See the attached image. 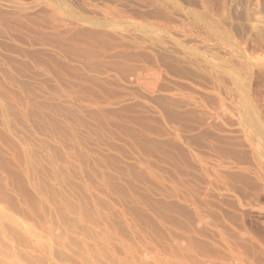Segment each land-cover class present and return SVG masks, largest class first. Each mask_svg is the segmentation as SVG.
<instances>
[{"label":"rangeland","instance_id":"1","mask_svg":"<svg viewBox=\"0 0 264 264\" xmlns=\"http://www.w3.org/2000/svg\"><path fill=\"white\" fill-rule=\"evenodd\" d=\"M168 57L169 60L165 59ZM41 64L45 65L44 68ZM263 67L264 0H0V243H3L0 244V253H3L0 254V264H37L39 261L41 264H264ZM256 68L259 70L255 71ZM219 99L224 100V110ZM92 102L99 106L92 105ZM190 102L192 105L187 104ZM175 103L179 104L174 106ZM97 108L109 109V115L111 110H118L122 116L126 112L124 116L131 119L128 120L130 123L124 120L121 125L137 130H132L137 133L135 137L132 133L123 132L122 135L118 131L119 136L112 129H102L106 127L100 121L107 118L98 120L97 124V115L89 117ZM219 110L223 116L219 115ZM168 113L171 116H165ZM134 118L138 119L137 122L132 121ZM228 136L243 143L246 138L247 146L235 150L239 155L251 157L246 158L247 162L244 160L245 165L241 166L250 165L253 170V175H247L253 183L241 184L236 179L234 185L233 181H227L234 188L238 186V191L234 189L232 192L225 188L226 178L217 177V165H226L230 161L224 149L232 147L219 142L231 140ZM156 142L162 144L163 150L151 148V145L157 146ZM136 143L140 144L137 146ZM220 149L224 152L220 151L222 154L218 155ZM162 151L173 154L162 155ZM224 154L226 156H222ZM173 157L177 158L175 162H172ZM229 172L240 173L234 168ZM144 180L150 186L153 182L157 191ZM153 193L157 196L154 197ZM138 195H142V199L148 195L157 204L149 203V209L143 210L138 203L132 202V197L140 198ZM159 203L171 205L164 208ZM217 206H221L222 211ZM136 208L142 209L141 218L146 224ZM185 210L194 218H188ZM117 229L123 234L116 232ZM191 238L195 241L192 242ZM113 247L117 248L116 251ZM116 252H121V256ZM32 257V261L27 260Z\"/></svg>","mask_w":264,"mask_h":264},{"label":"bare ground","instance_id":"2","mask_svg":"<svg viewBox=\"0 0 264 264\" xmlns=\"http://www.w3.org/2000/svg\"><path fill=\"white\" fill-rule=\"evenodd\" d=\"M163 16H164V15H163ZM21 17H22V16H21ZM23 17H24V16H23ZM114 18H115V17H114ZM30 20H31V19H30ZM92 20H93V19H92ZM114 20H115V19H114ZM32 21H33V20H32ZM32 21H30V22H32ZM17 22H18V21H17ZM43 22H44V21H43ZM50 23H51V22H50ZM24 24H25V23H24ZM23 26H24V25H23ZM58 26H59V25H58ZM60 26H61V25H60ZM40 27H41V26H40ZM42 27H43V26H42ZM176 29H178V28H176ZM179 29H180V28H179ZM182 29H183V28H182ZM180 30H181V29H180ZM77 31H78V30H77ZM79 31H80V30H79ZM89 31H90V30H89ZM144 31H145V30H144ZM97 32H98V31H97ZM99 32H100V31H99ZM149 32H150V31H149ZM181 32H182V31H181ZM184 32H185V31H184ZM86 33H87V32H86ZM101 33H102V32H101ZM87 34H88V33H87ZM92 34H93V33H92ZM92 34H91V35H92ZM50 35H51V34H50ZM57 35L59 36V33H58ZM57 35H56V36H57ZM93 35H94V34H93ZM71 36H72V35H71ZM71 36H69V37L71 38ZM76 36H77V34H76ZM76 36H75V37H76ZM79 36H80V35H79ZM96 36H97V35H96ZM61 37H63V36H61ZM73 37H74V35H73ZM73 37H72V39H73ZM77 37H78V36H77ZM98 38H99V37H98ZM133 38H134V37H133ZM67 39H68V37H67ZM76 39H77V38H76ZM76 42H77V40H76ZM93 42H94V40H93ZM101 42H102V41H101ZM181 43H182V42H181ZM203 44H204V43H203ZM57 45H58V44H57ZM198 45H199V44H198ZM203 46H206V45H203ZM53 47H54V46H53ZM56 47H57V46H56ZM67 47H68V46H67ZM128 47H129V46H128ZM155 47H156V46H155ZM163 47H164V46H163ZM208 47H209V46H208ZM208 47H207V48H208ZM115 48H116V47H115ZM126 48H127V47H126ZM146 48H147V47H146ZM146 48H145V49H146ZM159 48H160V47H159ZM199 48H200V47H199ZM61 49H62V48H61ZM127 49H128V48H127ZM160 49H161V48H160ZM57 50H58V49H57ZM132 50H133V49H132ZM149 50H151V49H149ZM152 50H154V49H152ZM161 50H162V49H161ZM63 51H64V50H63ZM65 51H66V50H65ZM177 51H178V50H177ZM177 51H176V52H177ZM208 51H209V50H208ZM60 52H61V51H60ZM155 52H156V50H155ZM158 52H159V50H158ZM178 52H179V51H178ZM196 52H197V51H196ZM206 53H207V52H206ZM25 54H26V53H25ZM37 54H38V52H37ZM44 54H45V53H44ZM135 54H136V53H135ZM135 54H134V55H135ZM156 54H157V52H156ZM158 54L160 55V53H158ZM175 54H176V53H175ZM21 55H22V54H21ZM28 55H30V54H28ZM40 55H41V53H40ZM122 55H123V57L126 56V55H124L123 53H122ZM127 55H130V54H127ZM137 55H138V54H137ZM137 55H136V56H137ZM176 55H180V54H176ZM31 56H32V55H31ZM34 56H35V55H34ZM43 56H44V55H43ZM47 56H48V55H47ZM111 56H112V55H111ZM131 56H132V55H131ZM143 56H145V55H143ZM181 56H182V55H181ZM229 56H230V55H229ZM126 57H127V56H126ZM158 57H159V56H158ZM161 57H162V55H161ZM28 58H30V57L28 56ZM111 58H112V57H111ZM128 58H130V57L128 56ZM136 58H137V57H136ZM140 58H142V57L140 56ZM144 58H145V57H144ZM151 58H152V57H151ZM169 58H170V57L165 58V59H168V60H169ZM171 58H172V57H171ZM194 58H195V57H194ZM48 59H49V58H48ZM126 59H127V58H126ZM177 59H178V58H177ZM177 59H176V60H177ZM198 59H199V58H198ZM215 59H216V58H215ZM230 59H231V58H230ZM236 59H237V58H236ZM32 60H33V59H32ZM37 60H38V59H37ZM135 60H136V59H135ZM142 60H144V59H142ZM149 60H150V59H149ZM151 60H152V59H151ZM159 60H160V59H159ZM176 60H173V61H176ZM178 60H179V59H178ZM184 60H186V59H184ZM199 60H200V59H199ZM126 61H127V60H126ZM137 61H138V59H137ZM147 61H148V60H147ZM161 61H162V60H161ZM163 61H164V60H163ZM170 61H171V60H170ZM173 61H172V63H173ZM179 61H180V60H179ZM35 62H36V61H35ZM43 62H44V61H43ZM43 62H40V63H43ZM51 62H52V61H51ZM56 62H58V61H56ZM134 62H135V61H134ZM159 62H160V61H159ZM177 62H178V61H177ZM181 62H182V61H181ZM239 62H241V61H239ZM44 63H45V62H44ZM44 63H43V64H44ZM110 63H111V62H110ZM151 63H152V62H151ZM161 63H162V62H161ZM168 63H169V62H167V64H168ZM227 63H228V62H227ZM43 64H41V65H42V68H44L43 66H45V65H43ZM46 64H47L46 66H48V63H47V62H46ZM158 64H159V63H158ZM38 65H39V64H38ZM116 65H117V64H116ZM121 65H122V64H121ZM159 65H161V64H159ZM162 65H163V64H162ZM39 66H40V65H39ZM167 66H168V65H167ZM231 66H232V65H231ZM106 67H107V66H106ZM111 67H112V66H111ZM155 67H156V66H155ZM134 68H135V67H134ZM138 68H139V67H138ZM151 68H152V67H151ZM165 68H166V67H165ZM168 68H169V67H168ZM170 68H171V67H170ZM170 68H169V70H170ZM184 68H185V67H184ZM201 68H202V67H201ZM253 68H254V67H253ZM263 68H264V67H263ZM47 69H48V68H47ZM108 69H110V68H108ZM132 69H133V67H132ZM166 69H167V68H166ZM178 69H179V68H178ZM180 69H181V68H180ZM180 69H179V70H180ZM182 69H183V68H182ZM196 69H197V68H196ZM207 69H208V68H207ZM48 70H49V69H48ZM72 70H73V69H72ZM134 70H135V69H134ZM134 70H133V71H134ZM188 70H189V69H188ZM257 70H259V69L256 68L255 71H257ZM50 71H51V70H50ZM64 71H65V70H64ZM135 71H136V70H135ZM135 71H134V73H132L133 75L135 74ZM173 71H174V70H173ZM185 71H187L186 68H185ZM185 71H184V72H185ZM255 71H254V72H255ZM65 72H66V71H65ZM94 72H95V71H94ZM96 72H97V71H96ZM166 72H167V71H166ZM258 72H259V71H258ZM124 73H125V72H124ZM129 73H131V72H129ZM143 73H144V72H143ZM173 73H174V72H173ZM181 73H182V72H181ZM213 73H214V72H213ZM259 73H260V72H259ZM120 74H122V72H121ZM140 74L142 75V73H140ZM148 74H149V73H147V75H148ZM214 74H215V73H214ZM254 74H255V73H254ZM254 74H253V75H254ZM53 75H54V74H53ZM137 75H138V74H137ZM173 75H174V74H173ZM176 75H177V74H176ZM178 75H180V74H178ZM260 75H262V73H260ZM70 76H71V75H70ZM120 76H121V75H120ZM134 76H135V75H134ZM139 76H140V75H139ZM157 76H159V74H158ZM157 76H154V77L157 78ZM190 76H193V73H192ZM198 76L200 77V75H198ZM208 76H209V75H208ZM262 76H263V75H262ZM54 77H56V76H54ZM180 77H182V75H181ZM196 77H197V76H196ZM234 77H235V76H234ZM258 77H259V76H258ZM57 78H58V77H57ZM81 78H82V77H81ZM131 78H132V77H131ZM177 78H178V77H177ZM185 78H186V77H185ZM220 78H221V77H220ZM84 79H85V78H84ZM86 79H87V78H86ZM107 79H108V78H107ZM111 79H113V77H112ZM111 79H110V80H111ZM121 79H122V78H121ZM183 79H184V78H183ZM183 79H182V80H183ZM224 79H225V78H224ZM255 79H257V77H254V80H255ZM258 79H259V78H258ZM57 80H58V79H57ZM61 80H62V79H61ZM73 80H74V79H73ZM90 80H91V79H90ZM122 80H123V79H122ZM184 80L186 81V79H184ZM203 80H204V79H203ZM206 80H207V79H206ZM260 80H261V78H260ZM224 81H225V84L229 85L228 82H226V80H224ZM231 81H232V80H231ZM257 81H258V80H257ZM262 81H263V80H261V82H262ZM66 82H67V81H66ZM81 82H82V81H81ZM106 82H107V81H106ZM252 82H253V81H252ZM259 82H260V81H259ZM85 83H86V82H85ZM137 83H139V82H137ZM140 83H142V82H140ZM140 83H139V84H140ZM143 83H144V82H143ZM150 83H151V82H150ZM170 83H172V81H171ZM176 83H177V82H176ZM198 83H199V82H197V84H198ZM263 83H264V82H263ZM23 84H24V83H23ZM106 84H107V83H106ZM110 84H111V82H110ZM146 84H147V83H146ZM148 84H149V83H148ZM177 84H178V83H177ZM177 84H176V86H177ZM180 84H181V83H180ZM261 84H262V83H261ZM96 85H97V84H96ZM107 85H108V84H107ZM115 85H116V83H115ZM141 85H143V84H141ZM141 85H140V86H141ZM151 85H152V83H151ZM151 85L149 84V86H151ZM161 85H162V84H161ZM163 85H164V84H163ZM215 85H216V84H215ZM254 85H255V84H254ZM258 85H259V84H258ZM28 86H29V85H28ZM72 86H73V85H72ZM74 86H75V85H74ZM108 86H111V85H108ZM147 86H148V85H146V87H147ZM159 86H160V85H159ZM173 86H175V85H173ZM181 86H182V85H181ZM230 86H231V85H230ZM261 86H262V85H261ZM177 87H178V86H177ZM214 87H215V86H214ZM226 87H227V86H226ZM234 87H235V85H234ZM240 87H241V86H240ZM254 87H255V86H254ZM257 87H258V86H257ZM22 88H23V87H22ZM66 88H67V87H66ZM74 88H75V87H74ZM80 88H81V87H80ZM148 88L150 89V87H148ZM148 88H147V89H148ZM178 88H179V87H178ZM217 88H218V87H217ZM232 88H233V87H232ZM258 88H259V87H258ZM263 88H264V87H263ZM99 89H100V88H99ZM125 89H126V88H125ZM149 89H148V90H149ZM157 89H158V88H157ZM165 89H166V88H165ZM169 89H170V88H169ZM221 89H222V88H221ZM251 89H253V88H251ZM259 89H261V87H260ZM82 90H83V89H82ZM102 90H103V89H102ZM129 90H130V89H129ZM158 90H159V89H158ZM167 90H168V89H167ZM171 90H172V89H171ZM185 90H186V89H185ZM253 90H255V89H253ZM263 90H264V89H263ZM131 91H132V90H131ZM159 91H160V90H159ZM192 91H193V90H191L190 92H192ZM223 91H224V90H223ZM231 91H232L233 96H235V95H234V91H233V90H231ZM25 92H26V91H25ZM147 92H148V91H147ZM156 92H157V91H156ZM163 92H164V91H163ZM193 92H194V91H193ZM257 92H258V91H257ZM255 93H256V92H255ZM261 93H262V92H261ZM119 94H120V93H119ZM141 94H142V93H141ZM194 94H195V93H194ZM227 94H228V93H227ZM227 94H226V95H227ZM257 94H258V93H257ZM120 95H121V94H120ZM124 95H125V94H124ZM135 95H137V94H135ZM223 95H224V94H223ZM229 95H230V94H229ZM254 95H255V94H254ZM261 95H262V94H261ZM24 96H25V94H24ZM142 96H143V95H142ZM174 96H175V95H174ZM136 97H138V96H136ZM143 97H144V96H143ZM160 97H161V96H160ZM222 97H223V96H222ZM227 97H228V95H227ZM247 97H248V96H247ZM258 97H259V96H258ZM26 98H27V97H26ZM117 98H118V97H117ZM140 98H141V97H140ZM165 98H167V97H165ZM231 98H232V97H231ZM231 98H230V99H231ZM248 98H249V97H248ZM253 98H254V97H253ZM260 98H261V96H260ZM79 99H80V98H79ZM155 99H157V98H155ZM188 99H189V98H188ZM234 99H235V98H234ZM234 99H233V100H234ZM257 99H258V98H257ZM257 99H256V101H257ZM147 100H148V99H147ZM172 100H173V99H172ZM177 100H178V99H177ZM252 100H255V99H252ZM30 101H31V100H30ZM32 101H33V100H32ZM48 101H50V99H49ZM75 101H76V100H75ZM99 101H100V100H99ZM99 101H98V102H99ZM150 101H152V100H150ZM154 101H155V100H154ZM157 101H158V100H157ZM167 101H168V99H167ZM167 101H166V102H167ZM180 101H181V100H180ZM180 101H179V102H180ZM234 101H236V100H234ZM256 101H255V102H256ZM53 102H54V101H53ZM90 102H91V101H90ZM105 102H106V101H105ZM166 102H165V104H166ZM170 102H171V101H170ZM184 102H186V101H184ZM205 102H206V101H205ZM211 102H213V101H211ZM219 102H220V107L222 108V107L224 106V104H223V103H224V100H223V99H221V100L219 99ZM229 102H230V101H229ZM237 102H239V101H237ZM237 102H235V103H237ZM249 102H251V101H249ZM253 102H254V101H253ZM29 103H30V102H29ZM67 103H68V102H67ZM152 103H153V102H152ZM158 103H160V102H158ZM163 103H164V102H163ZM182 103H183V102H182ZM214 103H215V102H214ZM31 104H32V103H31ZM38 104H39V103H38ZM91 104H92V105H97V104L94 103V102H92ZM133 104H134V103H133ZM155 104H156V103H155ZM168 104H169V103H168ZM171 104H173V102H172ZM178 104H179V103H177V104L175 103L174 106H175V105H178ZM187 104H191V102H190V103H187ZM228 104H229V103H228ZM249 104H250V103H249ZM253 104H254V103H253ZM253 104H252V105H253ZM100 105H101V103H100ZM113 105H114V104H113ZM184 105H185V104H184ZM191 105H192V104H191ZM191 105H190V106H191ZM197 105H198V104H197ZM197 105H196V103H195V106H196V107H197ZM201 105H202V104H201ZM207 105H208V104H207ZM260 105H263V104L260 103ZM34 106H35V105H34ZM38 106H40V105H38ZM45 106H47V103L45 104ZM50 106H51V105H50ZM58 106H59V105H58ZM74 106H75V105H74ZM97 106H99V104H98ZM107 106H108V105H107ZM115 106H116V105H115ZM135 106H136V105H135ZM157 106H158V105H157ZM159 106H160V105H159ZM162 106H163V105H162ZM169 106H170V104H169ZM171 106H172V105H171ZM199 106H200V105H199ZM217 106H219V105L217 104ZM239 106H240V105H239ZM263 106H264V105H263ZM43 107H44V104H43ZM77 107H78V105H77ZM164 107H165V106H164ZM179 107H180V105H179ZM200 107H201V106H200ZM226 107H227V106H226ZM228 107H229V106H228ZM259 107H260V106H259ZM47 108H48V107H47ZM54 108H55V107H53V109H54ZM124 108H125V107H124ZM128 108H129V107H128ZM135 108H136V107H135ZM137 108H139V107H137ZM172 108H173V107H172ZM201 108H202V107H201ZM213 108H214V107H213ZM242 108H244V107H242ZM251 108H254V107L251 106ZM28 109H29V108H28ZM59 109H60V107H59ZM80 109H81V108H80ZM143 109H144V108H143ZM160 109H162V108H160ZM179 109H180V108H179ZM204 109H205V108H204ZM210 109H211V108H210ZM224 109H225V108L223 107V110H224ZM231 109H232V108H231ZM244 109H245V108H244ZM55 110H56V109H55ZM73 110H74V109H73ZM104 110H106V109H104ZM104 110L102 111L101 108H97L96 111H93V113H92V114H94V115H90V116L88 115V114H89L88 110H87L88 113L86 112V110H85V112H86V114H87L90 118H91V116L95 117V115H97V117L99 118V119L97 118V122H96L97 124H98V120L100 121V119L107 118L108 120L105 119V120H103V121H100L101 123L99 122L100 124H102V125H104V126L106 127V128H102V126H100L102 129H104V130H105V129H112L113 131H116L115 134H116V135H119V136H120V133H121V132H122V135H123V132H125L126 134L128 133L129 135H132V134H133L134 137H135V135L137 134V133L135 134V133L133 132V131H135V129L133 130V128H132V130H133V131H132L131 128H130V129H127V128H129V127L126 128L125 126L122 127V125H121V122H124V120H125L126 122H127L128 120H131L128 116H124V115L126 114V112H125V114L122 116V114H120L121 112H119L118 110H117V112H116V110H115V112H114L113 110H111L112 114H111V112H110V115H109V113H108V112H109V109L106 110L108 114L105 113ZM120 110L122 111V113H124V112H123V109L120 108ZM129 110H130V109H129ZM138 110H139V109H138ZM167 110H168V108H167ZM214 110H215V109H214ZM234 110H235V109H234ZM234 110H233V112H234ZM251 110H252V109H251ZM262 110H263V108H262ZM33 111H34V110H33ZM33 111H32V112H33ZM56 111H57V110H56ZM56 111H55V113H56ZM68 111H69V110H68ZM71 111H72V110H71ZM81 111H82V110H81ZM124 111H125V110H124ZM168 111H169V110H168ZM168 111H167V112H168ZM170 111H171V110H170ZM216 111H217V110H216ZM246 111H247V110H246ZM248 111H250V110H248ZM52 112H53V111H52ZM64 112H66V111H64ZM85 112L83 111V113H85ZM94 112H95V113H94ZM118 112H119V113H118ZM130 112H131V111H130ZM138 112H139V111H138ZM161 112H162V110H161ZM163 112H166V111L163 110ZM171 112H172V111H171ZM185 112H186V111H185ZM190 112H191V111H190ZM197 112H198V111H197ZM219 112H221L219 115H221V114L223 113V112L220 111V110H219ZM230 112H231V111H230ZM235 112H236V111H235ZM244 112H245V111H244ZM90 113H91V112H90ZM128 113H129V112H128ZM134 113H135V112H134ZM134 113H133V114H134ZM174 113H176V112H174ZM250 113H252V112H250ZM253 113H254V112H253ZM68 114H69V113H68ZM71 114H73V113H71ZM178 114H180V113H178ZM196 114H197V113H196ZM235 114H236V113H235ZM74 115H75V114H74ZM76 115H77V114H76ZM84 115H85V114H84ZM87 115H86V116H87ZM168 115H170V114L168 113V114L165 115V116H168ZM176 115H177V113H176ZM188 115H189V113H188ZM188 115H187V116H188ZM209 115H210V114H209ZM43 116H44V114H43ZM43 116H42V117H43ZM61 116H62V114H61ZM105 116H106V117H105ZM170 116H171V115H170ZM172 116L174 117V114H173ZM179 116L182 117L181 114H180ZM221 116H223V114H222ZM224 116H225V114H224ZM236 116H237V114H236ZM256 116H257V115H256ZM261 116H262V115H261ZM39 117H40V116H39ZM93 117H92V118H93ZM137 117L140 119L139 116H137ZM180 117H179V118H180ZM204 117H205V116H204ZM37 118H38V117H37ZM64 118H67V117H64ZM71 118H72V117H71ZM73 118H74V117H73ZM90 118H89V119H90ZM175 118H177V116H176ZM190 118H191V117H190ZM195 118H197V117H195ZM199 118H200V117H199ZM225 118H226V116H225ZM228 118H229V117H228ZM237 118H238V117H237ZM93 119H94V118H93ZM136 119H137V118H134L132 121L137 122ZM141 119H142V118H141ZM145 119H146V118H145ZM186 119H187V118H186ZM191 119H192V118H191ZM201 119H202V118H201ZM226 119H227V118H226ZM254 119H255V118H254ZM90 120H91V119H90ZM137 120H138V119H137ZM181 120H182V119H181ZM195 120H196V119H195ZM199 120H200V119H199ZM255 120H256V119H255ZM257 120H258V119H257ZM38 121H39V120H38ZM141 121H142V120H141ZM178 121H180V120H178ZM178 121H177V122H178ZM183 121H184V120H183ZM188 121H189V120H188ZM191 121H192V120H191ZM191 121H190V122H191ZM197 121H198V120H197ZM207 121H208V120H207ZM226 121H227V120H226ZM94 122H95V121H94ZM202 122H203V121H202ZM202 122H201V123H202ZM50 123H51V122H50ZM128 123H130V122L128 121ZM131 123H132V122H131ZM141 123H142V122H141ZM141 123H140V124H141ZM179 123H180V122H179ZM227 123H228V121H227ZM227 123H226V124H227ZM256 123H257V122H256ZM260 123H261V122H260ZM260 123H258V124H260ZM51 124H52V123H51ZM135 124H136V123H135ZM205 124H207V123H205ZM208 124H209V121H208ZM232 124H233V123H232ZM263 124H264V123H263ZM49 125H50V124H49ZM137 125H138V124H137ZM143 125H144V123H143ZM148 125H149V124H148ZM202 125H203V124H202ZM230 125H231V124H230ZM82 126H83V125H82ZM87 126H88V124H87ZM90 126H91V125H90ZM141 126H142V125H141ZM145 126H146V125H145ZM200 126H201V125H200ZM234 126H235V125H234ZM257 126H258V125H257ZM56 127H57V126H56ZM93 127H94V126H93ZM124 127H125V128H124ZM146 127H147V126H146ZM146 127H145V128H146ZM174 127H175V126H174ZM176 127H177V125H176ZM180 127H181V126H180ZM40 128H41V127H40ZM143 128H144V127H143ZM147 128H148V127H147ZM147 128H146V130L148 131ZM35 129H36V128H35ZM180 129H181V128H180ZM217 129H218V127H217ZM242 129H243V128H242ZM42 130H43V128H42ZM60 130H61V129H60ZM130 130H131V131H130ZM149 130H150V128H149ZM151 130H153V128H152ZM157 130H158V129H157ZM174 130H175V129H174ZM224 130H225V129H224ZM233 130H234V129H233ZM64 131H65V130H64ZM64 131H63V132H64ZM72 131H75V130H72ZM118 131H120V133H119ZM136 131H137V130H136ZM136 131H135V132H136ZM176 131H177V130H176ZM230 131H231V130H230ZM234 131H235V130H234ZM234 131L232 132L233 134H234ZM56 132H57V131H56ZM60 132H61V131H60ZM138 132H139V131H138ZM154 132H155V130H154ZM218 132H219V131H218ZM223 132H224V131H223ZM74 133H75V132H74ZM125 133H124V134H125ZM131 133H132V134H131ZM148 133H149V132H148ZM150 133H151V131H150ZM221 133H222V132H221ZM226 133H228V132L226 131ZM229 133H231V132H229ZM229 133H228V134H229ZM128 134H127V135H128ZM151 134H152V133H151ZM243 134H244V133H243ZM65 135H66V134H65ZM68 135H69V134H68ZM127 135H126V136H127ZM138 135H139V134H138ZM142 135H143V134H142ZM220 135H221V134H220ZM62 136H63V135H62ZM66 137H67V136H66ZM128 137H130V136H128ZM138 137H139V136H138ZM138 137H137V138H138ZM224 137H225V136H224ZM224 137H223V138H224ZM233 137H234V136H233ZM233 137H232V138H233ZM2 138H3V137H2ZM64 138H65V137H64ZM64 138H63V139H64ZM71 138H72V137H71ZM84 138H85V137H84ZM130 138H133V137L131 136ZM130 138H129V139H130ZM146 138H147V137H146ZM228 138H230V137L228 136ZM232 138H230L231 140H228V139L224 140V139H225V138H224V139H223L224 141L221 142L220 139H222V137H221V138L219 137V140H220V141L218 140L221 144L224 143V144H223L224 146L227 145V144H230V146L232 147V148H230L228 145H227V146L229 147V149H224V148L222 147L224 150H227V152H225V153H226V155L229 157L230 161H228L226 165H223L224 163H222V164H218V165H217V168H219V169L217 170V172H218V173H217V177H218V178L220 177V178H222V179H225V178H226V183H225L226 185H225V188H226V190L229 191V192L234 191V189H236V188L238 187V186H237L236 188H234V187H235V186H233V184H234V182H235L234 180L237 179V181H241V184H243L242 182H244V184H245V183H247V181H250V180H249L250 178H248L247 175H249L250 173L253 175V172H252L253 170L249 167V166H250L249 163H248L249 166H241V165H243V164L245 165L244 160L246 161V160H247L246 158L249 159V158H251V157H247V156H246L247 154H246V155H239V152L235 150L236 148L238 149L240 146L242 147V145H246V146H247L248 142L245 140L246 138L244 139L245 143H243V142H241V141H239V140H236V139H234V138H233V140H232ZM240 138H241V137H239V139H240ZM256 138H257V137H256ZM6 139H7V138H6ZM6 139H5V140H6ZM88 139H89V138H88ZM96 139H97V138H96ZM134 139H136V138H134ZM134 139H133V140H134ZM147 139H148V138H147ZM147 139H146V141H147ZM242 139H243V138H242ZM1 140H2V139H1ZM5 140H4V141H5ZM71 140H72V139H71ZM71 140H70V141H71ZM85 140H86V139H85ZM131 140H132V139H131ZM133 140H132V141H133ZM139 140H141V139L139 138ZM148 140H149V139H148ZM253 140H254V139H253ZM6 141H7V140H6ZM92 141H93V140H92ZM254 141H255V140H254ZM71 142H72V141H71ZM102 142H103V141H102ZM219 142H218V143H219ZM149 143H150V142H149ZM151 143H153V141H152ZM157 143H158V142H156V145H157V146H153V145H151V148H153V149H154V148H156V149L159 148V149L163 150V148L161 147L162 144L159 145V144H157ZM218 143H217V144H218ZM226 143H227V144H226ZM254 143H255V142H254ZM103 144H104V143H103ZM133 144H134V143H133ZM136 144H137V143H136ZM138 144H140V143H138ZM138 144H137V146H138ZM147 144H148V143H147ZM154 145H155V144H154ZM256 145H257V144H256ZM8 146H9V145H8ZM248 146H249V145H248ZM257 146H258V145H257ZM10 147H11V145H10ZM94 147H95V146H94ZM243 147H244V146H243ZM7 148H8V147H7ZM15 148H16V147H15ZM69 148H70V147H69ZM137 148H138V147H137ZM145 148H146V147H145ZM151 148H150V150H151ZM172 148L175 149L174 147H172ZM255 148H256V147H255ZM257 148H258V147H257ZM87 149H88V148H87ZM142 149H143V148H142ZM153 149H152V150H153ZM176 149H177V148H176ZM217 149H218V148H217ZM148 150H149V149H148ZM152 150H151V151H152ZM221 150H222V149H220V150L217 151V154L220 153V154H218V155H221V154L224 152V151L222 152ZM248 150H249V149H248ZM9 151H10V150H9ZM17 151L19 152V149H18ZM151 151H149V152H151ZM157 151H159V150H157ZM164 151H165V150H164ZM220 151H221L222 153H221ZM241 151H242V150H241ZM241 151H240V153H241ZM260 151H261V150H260ZM89 152H90V151H89ZM91 152H92V151H91ZM105 152H106V151H105ZM149 152L146 151V153H149ZM179 152H181V151H178V153H179ZM237 152H238V153H237ZM243 152H244V151H243ZM247 152H248V151H247ZM141 153H142V152H141ZM146 153H145V154H146ZM158 153H159V152H158ZM158 153H157V154H158ZM161 153H162V155H163L165 152L162 151ZM166 153L169 154V153H171V152H166ZM166 153H165V155L167 156ZM99 154H100V153H99ZM171 154H173V153H171ZM179 154H180V153H179ZM242 154H244V153H242ZM254 154H255V153H254ZM77 155H79V154H77ZM96 155H98V154H96ZM150 155H151V154H150ZM154 155H155V154H154ZM226 155L224 154V155H222V156H226ZM249 155H251V154H249ZM249 155H248V156H249ZM101 156H102V155H101ZM110 156H111V155H110ZM155 156H156V155H155ZM159 156H161V154H160ZM171 156H172V155H171ZM173 156H174V155H173ZM253 156H254V155H253ZM20 157H21V156H20ZM83 157H84V154H83ZM113 157H114V156H113ZM180 157L182 158V156H180ZM183 157H185V156H183ZM52 158H53V157H52ZM75 158H76V157H75ZM104 158H105V156H104ZM173 158H174V157H173ZM222 158H223V157H222ZM56 159H58V158H56ZM84 159H85V158H84ZM94 159H95V158H94ZM94 159H93V160H94ZM102 159H103V157H102ZM107 159H108V161H109V158H108V157H107ZM110 159H111V157H110ZM115 159H116V158H115ZM162 159H163V158H162ZM165 159H166V158H165ZM175 159H177V158L175 157V158H174V161H172V162H175ZM179 159H180V158H179ZM105 160H106V159H105ZM181 160H183V159H181ZM185 160H186V159H185ZM85 161H86V159H85ZM94 161H95V160H94ZM108 161H107V163H108ZM160 161H162V160H160ZM163 161H164V160H163ZM163 161H162V162H163ZM176 161H177V160H176ZM187 161H188V160H187ZM187 161H186V162H187ZM76 162H77V161H76ZM83 162H84V161H83ZM88 162H89V161H88ZM96 162H97V161H96ZM96 162H94V163H96ZM104 162H105V161H104ZM165 162H166V160H165ZM219 162H220V161H219ZM246 162H247V161H246ZM53 163H54V162H53ZM84 163H85V162H84ZM84 163H83V164H84ZM116 163H117V162H116ZM116 163H115V164H116ZM167 163H168V162H167ZM176 163H177V162H176ZM182 163H183V162H182ZM115 164H114V165H115ZM184 164H185V163H184ZM246 164H247V163H246ZM10 165H11V164H10ZM32 165H33V164H32ZM94 165H97V166H98L97 163L94 164ZM110 165H111V164H109V166H110ZM124 165H125V164H124ZM170 165H171V164H170ZM252 165H253V164H252ZM262 165H263V164H262ZM4 166H6V165H4ZM107 166H108V165H107ZM125 166H127V165H125ZM176 166H177V165H176ZM179 166H180V165H179ZM184 166H185V165H184ZM29 167H30V166H29ZM81 167H82V165H81ZM88 167H89V165H88ZM98 167H99V166H98ZM100 167H101V166H100ZM114 167H115V166H114ZM180 167H181V166H180ZM182 167H183V166H182ZM89 168H91V167H89ZM116 168H117V167H116ZM116 168H115V169H116ZM119 168H120V167H119ZM130 168H131V167H130ZM173 168H174V166H173ZM230 168L237 169L238 171H240V173H239V172H235V173L229 172V169H230ZM6 169H8V168H6ZM6 169H5V170H6ZM99 169H101V168H99ZM104 169H105V168H104ZM110 169H111V168H110ZM128 169H129V168H128ZM132 169H133V168H132ZM255 169H258V168H255ZM59 170H60V169H59ZM93 170H94V169H93ZM111 170H112V169H111ZM120 170H122V169H120ZM223 170H225V171L222 173L221 171H223ZM6 171H7V170H6ZM11 171H12V170H11ZM94 171H95V170H94ZM175 171H176V170H175ZM4 172H5V171H4ZM12 172H13V171H12ZM123 172H124V171H123ZM131 172H132V171H131ZM131 172H130V173H131ZM176 172L178 173V169H177ZM197 172H199V171H197ZM258 172H259V171H258ZM29 173H30V172H29ZM134 173H135V172H134ZM134 173H133V174H134ZM182 173H183V172H182ZM184 173H185V172H184ZM259 173H260V172H259ZM7 174L9 175V173H7ZM56 174H57V172H56ZM107 174H108V173H107ZM107 174H106V175H107ZM135 174H136V173H135ZM179 174H180V173H179ZM186 174H187V173H186ZM198 174H199V173H198ZM204 174H205V173H204ZM211 174H212V173H211ZM222 174H223L224 176H221ZM95 175H96V174H95ZM103 175H105V174L103 173ZM108 175H109V174H108ZM141 175H142V173H141ZM180 175H181V174H180ZM192 175H193V174H192ZM202 175H203V173H202ZM258 175H259V174H258ZM88 176H89V175H88ZM98 176H99V175H98ZM132 176H133V175H132ZM135 176H136V175H135ZM135 176H134V177H135ZM184 176H185V175H184ZM184 176H181V177H184ZM189 176H190V175H189ZM259 176H261V175H259ZM262 176H263V175H262ZM94 177H95V176H94ZM96 177H97V175H96ZM112 177H114V176H112ZM120 177H121V175H120ZM138 177H139V176H138ZM142 177H143V176H142ZM1 178H2V177H1ZM9 178H10V177H9ZM38 178H39V177H38ZM104 178H106V176H105ZM132 178H133V177H132ZM157 178H158V177H157ZM163 178H164V177H163ZM256 178H257V177H256ZM260 178H262V177H260ZM135 179H136V178H135ZM139 179H140V178H139ZM141 179H142V178H141ZM145 179H146V178H145ZM38 180H39V179H38ZM99 180H100V179H99ZM107 180L110 181L109 178H107ZM146 180H147V179H146ZM163 180H164V179H163ZM198 180H199V178H198ZM228 180L233 181V182H231V183H233V184H231L230 182H227ZM251 180H252V179H251ZM115 181H116V180H115ZM142 181H143V179H142ZM147 181L150 182V180H147ZM147 181L144 180L145 183H146ZM164 181H165V180H164ZM217 181H218V180H217ZM224 181H225V180H224ZM104 182H105V181H104ZM144 182H142V183H144ZM149 182H148V184H149V186H150V183H149ZM176 182H177V181H176ZM189 182H190V181H189ZM250 182H252V181H250ZM250 182H249V183H250ZM110 183H111V181H110ZM117 183H118V182H117ZM170 183H171V182H170ZM174 183H175V182H174ZM183 183L186 184V182H183ZM187 183H188V182H187ZM190 183H191V182H190ZM200 183H201V182H200ZM235 183H236V182H235ZM252 183H253V182H252ZM94 184H96V182H95ZM129 184H130V183H129ZM146 184H147V183H146ZM148 184H147V185H148ZM152 184H154V183H153V182L151 183L150 188L152 187L151 189H154ZM177 184H178V183H177ZM201 184H203V182H202ZM207 184H208V183H207ZM106 185H107V183H106ZM108 185H109V184H108ZM116 185H117V184H115L114 186H116ZM170 185H172V184H170ZM179 185H180V184H179ZM179 185H178V186H179ZM234 185H236V184H234ZM22 186H23V185H22ZM182 186H183V185H181V187H182ZM188 186H189V185H188ZM195 186H196V185H195ZM41 187H42V186H41ZM97 187H98V186H97ZM108 187H110V186H108ZM121 187H122V186H121ZM131 187H132V186H131ZM146 187H147V186H146ZM154 187H155V186H154ZM163 187H164V186H163ZM179 187H180V186H179ZM75 188H76V187H75ZM75 188H74V189H75ZM105 188H107V186H106ZM111 188H113V187L111 186ZM134 188H135V186H134ZM147 188H148V187H147ZM157 188H158V187L156 186L155 189H157ZM165 188H166V186H165ZM188 188H189V187H188ZM194 188H195V187H194ZM239 188H240V187H239ZM254 188H255V187H254ZM78 189H79V188H78ZM114 189H115V187H114ZM116 189H117V188H116ZM122 189H124V188H122ZM136 189H137V188H136ZM155 189H154V190H155ZM167 189H168L167 191H169V188H167ZM240 189H241V188H240ZM247 189H248V188H247ZM252 189H253V188H252ZM252 189H250V190H252ZM255 189H256V188H255ZM258 189H260V188H258ZM20 190H21V189H20ZM42 190H43V189H42ZM100 190H102V189H100ZM117 190H118V189H117ZM134 190H135V189H134ZM140 190H141V189H140ZM142 190H143V189H142ZM142 190H141V191H142ZM197 190H198V189H197ZM223 190H224V189H223ZM236 190H237V189H236ZM241 190H242V189H241ZM253 190H254V189H253ZM122 191H124V190H122ZM136 191L138 192V190H136ZM141 191H140V192H141ZM155 191H157V190H155ZM158 191H159V190H158ZM161 191H163V190L161 189ZM161 191H159V192H161ZM191 191H192V190H190V192H191ZM209 191H210V190H209ZM216 191H217V190H216ZM237 191H238V190H237ZM247 191H248V190H247ZM17 192H18V191H17ZM80 192H81V191H80ZM98 192H99V191H98ZM102 192H103V191H102ZM133 192H135V191H133ZM137 192H136V193H137ZM169 192L172 193L171 190H170ZM177 192H178V191H177ZM194 192H195V191H194ZM224 192H225V191H224ZM235 192H236V191H235ZM248 192H250V191H248ZM256 192H257V191H256ZM47 193H48V192H47ZM150 193H151V190H150ZM157 193H158V192H157ZM161 193L163 194L162 196H164V191L161 192ZM203 193H204V191H203ZM236 193H237V192H236ZM2 194H3V193H2ZM48 194H49V193H48ZM83 194H84V193H83ZM121 194H122V193H121ZM139 194H140V193H139ZM151 194H152V193H151ZM153 194H154V197H155L156 194H155V193H153ZM198 194H201V193L199 192ZM208 194H209V193H208ZM210 194H211V193H210ZM225 194H226V193H225ZM231 194H232V193H231ZM243 194H244V193H243ZM243 194H241V196H243ZM28 195H30V194H28ZM28 195H27V197H28ZM165 195H169V196H170V194H169V193L167 194V192H165ZM206 195H207V194H206ZM212 195H213V194H212ZM214 195H215V194H214ZM247 195H248V194H247ZM247 195H246V196H247ZM249 195H252V194H249ZM44 196H45V195H44ZM60 196H61V195H60ZM138 196H140L141 199H140V198L138 199L137 197H132V202H133V203H134V202H135V203H138L141 207H143V210H144V208H146V207L149 209V207H150V204H149V203H153V202H154L153 200L151 201V199H149V198H151V197L148 196V195H146V196L144 195V196H145V198L147 197V200H150L151 202H149V201H147L145 198H143V199L145 200V201H144V200L142 199V197H143L142 195H138ZM156 196H157V195H156ZM178 196H179V195H178ZM183 196H184V195H183ZM185 196H186V195H185ZM185 196H184V197H185ZM203 196H204V195H203ZM215 196H216V195H215ZM227 196H228V195H227ZM239 196H240V195H239ZM255 196H256V195H255ZM31 197H32V196H31ZM78 197H79V196H78ZM164 197H165V196H164ZM173 197H174V196H173ZM179 197L182 198V196H179ZM209 197H210V196H209ZM229 197H230V196H229ZM247 197H248V196H247ZM107 198H108V197H107ZM124 198H125V197H124ZM128 198H129V197H128ZM187 198H188V197H187ZM211 198H212V197H211ZM26 199H27V198H26ZM79 199H80V197H79ZM108 199H109V198H108ZM188 199H189V198H188ZM195 199H196V197H195ZM198 199H199V197H198ZM207 199H208V198H207ZM215 199H216V198H215ZM217 199H218V198H217ZM0 200H1V199H0ZM7 200H8V199H7ZM52 200H54V199H52ZM96 200H97V199H96ZM130 200H131V199H130ZM139 200H141V201H139ZM181 200H182V199H181ZM219 200L221 201V199H219ZM219 200H218V201H219ZM112 201H113V200H112ZM123 201H124V200H123ZM146 201H147V202H146ZM189 201H191V200H189ZM189 201H186V202L189 203V204H191V202H189ZM195 201H197V200H195ZM66 202H67V201H66ZM66 202H65V203H66ZM86 202H87V201H86ZM98 202H99V201H98ZM162 202H163V201H162ZM162 202H161V203H162ZM197 202H198V201H197ZM200 202H201V201H200ZM205 202H206V201H205ZM205 202H204V203H205ZM209 202H210V201H208V204H211V203H209ZM27 203H29V202H27ZM67 203H68V202H67ZM67 203H66V204H67ZM100 203L102 204V202H100ZM100 203H99V204H100ZM124 203H126V202H124ZM154 203L157 204V202H154ZM161 203H159V204L161 205ZM170 203H171V202H170ZM170 203H169V204H170ZM213 203H214V205H215V202H213ZM213 203H212V204H213ZM31 204H32V203H31ZM122 204H123V203H122ZM165 204H166L168 207H170V205H171L172 203H171L170 205H168L167 203H165ZM199 204H200V203H199ZM201 204H202V203H201ZM28 205H29V204H28ZM42 205H43V204H42ZM67 205H68V204H67ZM81 205H82V203H80V206H81ZM97 205H98V204H97ZM128 205H129V204H128ZM132 205H133V204H132ZM166 205L164 206V204H163V205H161V206L164 207V208H166V207H167ZM173 205H175V204L173 203ZM173 205H172V206H173ZM206 205H207V204H206ZM52 206H53V205H52ZM57 206H58V205H57ZM65 206H66V205H65ZM73 206H74V204H73ZM99 206H100V205H99ZM124 206H125V205H124ZM156 206H157V205H156ZM176 206H178V205H176ZM200 206H201V205H200ZM209 206H210V207L212 206V208H213V205H209ZM215 206H216V205H215ZM55 207H56V206H55ZM69 207H70V206H69ZM69 207H68V208H69ZM101 207H102V206H101ZM103 207H104V206H103ZM179 207H180V206H179ZM181 207H182V206H181ZM201 207H202V206H201ZM220 207H221V206H220ZM220 207L217 206V209L219 208V210H220ZM226 207H227V206H226ZM11 208H12V207H11ZM30 208H31V207H30ZM34 208H35V207H33V209H34ZM151 208H152V206H151ZM153 208H154V207H153ZM153 208H152V209H153ZM158 208H159V207H158ZM160 208H161V207H160ZM185 208H186V207H185ZM197 208H198V207H197ZM223 208H225V207H223ZM228 208H229V207H228ZM230 208H231V207H230ZM57 209L60 210V208H57ZM130 209H131V208H130ZM137 209H139V208H136V210H137ZM171 209H173V207H172ZM171 209H168V208H167V210H170V211H171ZM175 209H176V208H175ZM175 209H174V210H175ZM179 209H180V208H179ZM15 210H16V209H15ZM15 210H14V211H15ZM69 210H70V209H69ZM71 210H72V209H71ZM76 210H77V208H76ZM86 210H87V208H86ZM109 210H110V209H109ZM136 210H134V211H136ZM141 210H142V209H139V212H140ZM156 210H157V208H156ZM156 210H155V211H156ZM161 210H166V209L161 208ZM180 210H182V209H180ZM187 210H189V209L187 208ZM192 210H193V209H192ZM200 210H202V209H200ZM103 211H104V210H103ZM147 211L151 212L150 210H147ZM176 211H177V209L175 210V212H176ZM185 211H186V210H185ZM185 211H184V212H185ZM213 211H214V210H213ZM220 211H222V210H220ZM223 211H225V210H223ZM18 212H19V211H18ZM106 212H107V211H106ZM167 212H169V211H167ZM171 212L173 213V211H171ZM178 212L181 213V212H183V211H178ZM186 212H187V211H186ZM188 212H190V211H188ZM188 212H187V213H188ZM207 212H208V211H207ZM84 213H85V212H83V214H84ZM86 213H87V212H86ZM136 213H137V212H136ZM176 213H177V212H176ZM198 213H199V212H198ZM202 213H203V210H202L201 214H202ZM209 213H210V212H209ZM211 213H212V212H211ZM106 214H108V212H107ZM109 214H110V213H109ZM109 214H108V215H109ZM112 214L115 215L114 213H112ZM126 214H127V213H126ZM134 214H135V213L133 212V215H134ZM137 214H138V213H137ZM141 214H142V213L140 212V218L143 217ZM152 214H153V212H152ZM158 214H159V212H158ZM174 214H175V213H174ZM184 214H185V213H184ZM204 214H206V213H204ZM212 214H213V213H212ZM33 215H34V214H33ZM84 215H85V214H84ZM101 215H102V214H101ZM143 215H144V214H143ZM176 215H177V214H176ZM186 215H187V214H186ZM188 215H189V213H188ZM190 215H191V214H190ZM190 215L187 216V217H188V218H189V217H190V218L193 217V215H191V216H190ZM202 215H203V214H202ZM215 215H216V214H215ZM20 216H21V215H20ZM62 216H63V214H62ZM65 216H66V215H65ZM144 216H145V215H144ZM154 216H155V215H154ZM208 216H209V215H208ZM223 216H225V215H223ZM95 217H96V216H95ZM114 217L116 218V216H114ZM114 217H113V221H114ZM146 217H147V216H146ZM160 217H162V216H161V212H160ZM187 217H186V218H187ZM228 217H229V216H228ZM40 218H41V217H40ZM67 218H68V217H67ZM88 218H89V217H88ZM134 218H135V217H134ZM134 218H133V219H134ZM138 218H139V217H138ZM148 218H149V217H148ZM150 218H151V217H150ZM156 218H157V216H156ZM167 218H168V217H167ZM193 218H194V217H193ZM198 218H199V217H198ZM204 218L207 219L206 217H204ZM226 218H227V217H226ZM236 218H237V217H236ZM52 219H53V218H52ZM63 219H65V217H64ZM69 219H70V218H69ZM91 219H92V218H91ZM108 219H109V217H108ZM111 219H112V218H111ZM116 219H118V218H116ZM146 219H147V218H146ZM165 219H166V216H165V214H164V220H165ZM168 219H169V218H168ZM183 219H184V218H183ZM202 219H203V218H202ZM212 219H213V218H212ZM40 220H41V219H40ZM61 220H62V219H61ZM65 220H66V219H65ZM75 220H76V219H75ZM95 220H96V219H95ZM136 220H137V219H136ZM138 220H139V219H138ZM138 220H137V221H138ZM141 220L144 221V223H145V219H144V218H141ZM158 220H159V219H158ZM164 220H163V221H164ZM192 220L194 221V219H192ZM207 220H208V219H207ZM216 220H217V219H216ZM225 220H226V219H225ZM230 220H231V218H230ZM235 220H236V219H235ZM238 220H239V219H238ZM41 221H42V220H41ZM68 221H70V220H68ZM132 221H133V222H136V221H134V220H132ZM146 221H147V224H148L149 219L146 220ZM190 221H191V219H190ZM193 221H192V222H189V223H193ZM214 221H215V220H214ZM228 221H229V220H228ZM63 222H64V221H63ZM175 222H176V221H175ZM178 222H179V221H178ZM187 222H188V221H187ZM211 222H212V221H211ZM216 222H217V221H216ZM48 223H49V222H48ZM65 223H66V222H65ZM67 223H68V222H67ZM95 223H97V222H95ZM136 223H139V222H136ZM150 223H152V226H154V225H153V222L150 221ZM163 223H164V222H163ZM218 223H219V222H218ZM6 224H7V223H6ZM10 224H11V223H10ZM53 224H54V223H53ZM68 224H69V223H68ZM74 224H75V222H74ZM104 224H105V223H104ZM119 224H120V223H119ZM139 224H140V223H139ZM145 224H146V223H145ZM166 224H167V223H166ZM170 224H171V223H170ZM176 224H177V223H176ZM207 224H208V223H207ZM213 224H215V222H213ZM220 224H221V223H220ZM88 225H89V224H88ZM100 225H101V224H100ZM120 225H122V224H120ZM177 225H178V224H177ZM198 225H199V224H198ZM209 225H210V224H209ZM3 226H4V225H3ZM115 226H117V223L115 224ZM115 226H114V227H115ZM118 226H119V225H118ZM122 226H123V225H122ZM140 226H141V225H140ZM216 226H217V225H216ZM222 226H223V225H222ZM65 227H66V226H65ZM119 227H121V226H119ZM123 227H124V226H123ZM142 227H143V226H142ZM145 227H146V226H144V228H145ZM157 227H158V226H157ZM179 227H180V226H179ZM179 227H178V228H179ZM183 227H184V226H183ZM185 227H186V226H185ZM193 227H194V226H193ZM193 227H192V228H193ZM224 227H226V226H224ZM107 228H108V227H107ZM110 228H111V227H110ZM130 228H131V227H130ZM222 228H223V227H222ZM226 228H227V227H226ZM8 229H9V228H8ZM67 229H68V228H67ZM119 229H120V228H119ZM152 229H153V228H152ZM154 229H155V227H154ZM159 229H160V228H159ZM165 229H166V228H165ZM179 229H180V228H179ZM181 229H182V228H181ZM186 229H188V228H185V230H186ZM194 229H195V228H194ZM196 229H197V227H196ZM242 229H243V228H242ZM242 229H241V230H242ZM5 230H6V229H5ZM80 230H81V229H80ZM109 230H111V229H109ZM121 230H122V229H121ZM185 230H184V231H185ZM188 230H189V229H188ZM222 230H223V229H222ZM236 230H238V228H237ZM6 231H7V230H6ZM11 231H12V230H11ZM117 231H118V229L116 230V232H117ZM153 231H154V230H153ZM157 231H158V229H157ZM199 231H200V230H199ZM3 232H4V231H3ZM14 232H15V231H13V233H14ZM82 232H83V231H82ZM112 232H113V231H112ZM118 232H119V231H118ZM120 232H121V231H120ZM120 232H119V234H120ZM123 232H125V231H123ZM139 232H140V230H139ZM142 232H143V231H142ZM142 232H141V233H142ZM160 232H162V231H160ZM187 232H190V231H187ZM200 232H202V231H200ZM229 232H230V231H229ZM239 232H241V231H239ZM5 233H6V232H5ZM8 233H9V232H8ZM102 233H103V232H102ZM121 233H122V232H121ZM147 233H148V232H147ZM175 233H176V232H175ZM195 233H196V232H195ZM202 233H203V232H202ZM202 233H201V234H202ZM225 233H226V232H225ZM227 233H228V232H227ZM227 233H226V234H227ZM232 233H233V232H232ZM122 234H123V233H122ZM134 234H135V233H134ZM145 234H146V233H145ZM164 234H165V233H164ZM176 234H177V233H176ZM187 234H188V233H187ZM196 234H197V233H196ZM201 234H199V235H201ZM8 235H9V234H8ZM74 235H75V233H74ZM77 235H78V234H77ZM117 235H118V234H117ZM137 235H138V234H137ZM173 235H174V234H173ZM197 235H198V234H197ZM202 235H203V234H202ZM17 236H18V235H17ZM86 236H87V235H86ZM118 236H119V235H118ZM123 236L125 237V234H124ZM142 236H143V235H142ZM146 236H148V235H146ZM156 236H157V235H156ZM215 236H216V235H215ZM231 236H233V235L231 234ZM88 237H89V236H88ZM143 237H144V236H143ZM164 237H165V235H164ZM182 237H183V236H182ZM182 237H181V238H182ZM200 237H201V236H200ZM203 237H204V236H203ZM12 238H15V237H12ZM12 238H11V239H12ZM58 238H59V237H58ZM67 238H68V237H67ZM86 238H87V237H86ZM89 238H90V237H89ZM104 238H105V237H104ZM125 238L127 239V236H126ZM125 238H124V239H125ZM181 238H180V240H181ZM234 238H235V237H233V240H234ZM237 238L239 239V237H237ZM8 239H9V238H8ZM8 239H7V240H8ZM95 239H96V238H95ZM105 239H106V238H105ZM124 239H123V240H124ZM147 239H148V238H147ZM159 239H160V236H159ZM164 239H165V238H164ZM229 239H230V238H229ZM82 240H83V239H82ZM88 240H89V239H88ZM96 240H97V239H96ZM114 240L116 241V239H114ZM131 240H132V239H131ZM186 240L188 241L189 239H186ZM193 240L195 241L194 238H193ZM193 240H192V238H191V241H192V242H193ZM231 240H232V237H231ZM14 241H15V240H14ZM23 241H24V240H23ZM98 241H99V240H98ZM107 241H108V240H107ZM107 241H106V242H107ZM127 241H128V239H127ZM150 241H151V240H150ZM178 241H179V240H178ZM182 241H183V240H182ZM16 242H17V241H16ZM18 242H21V241H18ZM128 242H129V241H128ZM163 242H164V241H163ZM188 242H189V241H188ZM188 242H187V243L185 242V243L188 244ZM230 242H231V241H230ZM240 242H242V240H241ZM11 243H12V242H11ZM21 243H22V242H21ZM94 243H95V241H94ZM97 243H98V242H97ZM97 243H96V244H97ZM126 243H127V242H126ZM139 243H140V242H139ZM151 243H152V242H151ZM155 243H156V241H155ZM166 243H167V242H166ZM189 243H190V242H189ZM197 243H198V242H197ZM232 243H233V242H232ZM237 243H238V242H237ZM261 243H262V242H261ZM0 244H1V243H0ZM12 244H13V243H12ZM28 244H29V243H28ZM69 244H70V243H69ZM74 244H75V243H74ZM85 244H86V243H85ZM111 244H112V243H111ZM113 244H114V243H113ZM129 244H130V243H129ZM131 244H132V243H131ZM133 244H134V243H133ZM171 244H172V243H171ZM171 244H170V245H171ZM198 244H199V243H198ZM201 244H204V243L201 242ZM201 244H199V245H201ZM235 244H236V242H235ZM244 244H245V243H244ZM253 244H254V243H253ZM1 245H3V243H2ZM22 245H23V244H22ZM76 245H77V244H76ZM78 245H79V244H78ZM125 245H126V244H125ZM157 245H158V244H157ZM157 245H156V246H157ZM164 245H165V244H164ZM245 245H246V244H245ZM248 245H249V244H248ZM12 246H13V245H12ZM84 246H85V245H84ZM97 246H98V245H97ZM134 246H135V244H134ZM188 246H189V245H188ZM193 246H194V245H193ZM196 246H197V245H196ZM221 246H222V245H221ZM242 246H243V245H242ZM26 247H27V246H26ZM92 247H93V246H92ZM115 247H116V246H115ZM126 247H127V246H126ZM143 247H144V246H143ZM172 247H173V246H172ZM197 247H198V246H197ZM199 247H200V246H199ZM233 247H234V246H233ZM250 247H251V246H250ZM39 248H40V247H39ZM98 248H100V247H98ZM98 248H97V249H98ZM101 248H102V247H101ZM103 248H104V247H103ZM111 248H112V247H111ZM111 248H110V249H111ZM113 248H114V247H113ZM128 248H129V247H128ZM146 248H147V247H146ZM238 248H239V247H238ZM247 248H248V247H247ZM254 248H255V247H254ZM8 249H9V248H8ZM35 249H36V248H35ZM80 249H81V247H80ZM116 249H117V248H114L113 250L116 251ZM165 249H166V248H165ZM215 249H216V248H215ZM225 249H226V248H225ZM232 249H233V248H232ZM240 249H241V248H240ZM83 250H84V249H83ZM88 250H89V245H88ZM113 250H112V251H113ZM147 250H148V249H147ZM152 250H154V249H152ZM152 250H151V252H152ZM186 250H187V249H186ZM200 250H201V249H200ZM254 250H255V249H254ZM258 250H259V249H258ZM262 250H263V249H262ZM40 251H41V250H40ZM123 251H124V250H123ZM138 251H139V250H138ZM138 251H136V252H138ZM161 251H162V250H161ZM172 251H173V250H172ZM174 251H175V248H174ZM193 251H194V249H193ZM233 251H234V250H233ZM247 251H248V250H247ZM0 252H2V251H0ZM16 252H17V251H16ZM16 252H15V253H16ZM52 252H53V251H52ZM80 252H81V251H80ZM91 252H92V249H91ZM109 252H111V251H109ZM217 252H218V251H216V253H217ZM245 252H246V251H245ZM259 252H260V251H259ZM263 252H264V251H263ZM263 252H262V253H263ZM24 253H25V252H24ZM88 253H89V252H88ZM93 253H95V251H94ZM105 253H106V252H105ZM111 253H112V252H111ZM116 253H119V255H120L121 252H116ZM167 253H168V252H167ZM203 253H205V252H203ZM216 253H215V254H216ZM246 253H247V252H246ZM254 253H255V252H254ZM0 254H1V253H0ZM2 254H3V253H2ZM2 254H1V256H2ZM4 254H5V253H4ZM113 254H114V253H113ZM121 254H122V253H121ZM162 254H163V252H162ZM218 254H219V253H218ZM218 254H217V255H218ZM239 254H240V252H239ZM5 255H6V254H5ZM18 255H19V253H18ZM21 255H22V254H21ZM25 255H26V254H25ZM133 255H134V254H133ZM139 255H140V253H139ZM163 255H164V254H163ZM174 255H175V254H174ZM247 255H248V254H247ZM255 255H256V253H255ZM263 255H264V253H263ZM3 256H4V255H3ZM6 256H7V255H6ZM6 256H5V257H6ZM26 256H27V255H26ZM34 256H35V255H34ZM34 256H33V257H34ZM38 256H39V255H38ZM94 256H95V255H94ZM103 256H104V255H103ZM120 256H121V255H120ZM176 256H177V255H176ZM188 256H190V255H188ZM224 256H225V255H224ZM244 256H245V255H244ZM250 256H251V255H250ZM7 257H8V256H7ZM16 257H17V256H16ZM18 257H21V256H18ZM22 257H23V256H22ZM28 257H29V254H28ZM33 257H32L31 259H27V260L32 261ZM106 257H107V256H106ZM134 257H135V256H134ZM163 257H165V256H163ZM179 257H180V256H179ZM184 257H185V256H184ZM190 257H191V256H190ZM220 257H221V256H220ZM245 257H246V256H245ZM248 257H249V256H248ZM253 257H254V256H253ZM260 257H261V256H260ZM2 258H3V257H2ZM115 258H116V257H115ZM261 258H262V257H261ZM263 258H264V257H263ZM41 259H42V258H41ZM123 259H125V258H123ZM215 259H217V258H215ZM259 259H260V258H259ZM24 260L26 261V259H24ZM24 260H23V261H24ZM35 260H36V259H35ZM39 260H40V258H39ZM42 260H43V259H42ZM100 260H101V259H100ZM108 260H109V259H108ZM186 260H187V259H186ZM190 260L192 261V259H190ZM190 260H189V261H190ZM255 260H256V259H255ZM43 261H44V260H43ZM129 261H130V260H129ZM136 261H138V260H136ZM242 261H244V260H242ZM262 261H263V260H262ZM3 262H4V261H3ZM3 262H2V263H3ZM20 262H21V261H20ZM28 262H29V261H28ZM41 262H42V261H41ZM41 262L39 261V263H37V264H41ZM44 262H45V261H44ZM48 262H49V261H48ZM102 262H103V261H102ZM113 262H114V261H113ZM134 262H135V261H134ZM245 262H246V261H245ZM253 262H254V261H253ZM0 263H1V261H0ZM16 263H17V262H16ZM126 263H127V262H126ZM129 263H130V262H129ZM189 263H190V262H189ZM256 263H257V262H256ZM26 264H27V263H26ZM32 264H33V263H32ZM45 264H46V263H45ZM47 264H48V263H47ZM50 264H52V263H50ZM114 264H115V262H114ZM121 264H122V263H121ZM148 264H149V263H148ZM150 264H151V263H150ZM191 264H192V263H191ZM194 264H195V263H194ZM231 264H232V263H231ZM233 264H234V263H233Z\"/></svg>","mask_w":264,"mask_h":264}]
</instances>
